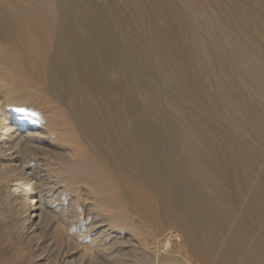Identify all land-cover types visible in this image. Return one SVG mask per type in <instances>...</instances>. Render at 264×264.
<instances>
[{
	"label": "bare ground",
	"instance_id": "obj_1",
	"mask_svg": "<svg viewBox=\"0 0 264 264\" xmlns=\"http://www.w3.org/2000/svg\"><path fill=\"white\" fill-rule=\"evenodd\" d=\"M58 1L0 0V183L19 240L44 244L43 264H264V0H180L189 21L174 0H121L146 41L114 0Z\"/></svg>",
	"mask_w": 264,
	"mask_h": 264
},
{
	"label": "rangeland",
	"instance_id": "obj_2",
	"mask_svg": "<svg viewBox=\"0 0 264 264\" xmlns=\"http://www.w3.org/2000/svg\"><path fill=\"white\" fill-rule=\"evenodd\" d=\"M67 1L68 0H59L58 2H59V4L64 5L67 3ZM85 1L88 2L89 5L94 7L96 9V11H98L100 14L101 13L104 14V10H103L104 5H105L104 0H85ZM114 1L118 5V7L121 9V12L123 13L124 17L127 19L128 25H130V27H131L132 35L134 37L142 39L143 41H146V39H147L146 31H144L141 28L134 25L133 15L135 12L132 14L131 3L128 2L126 4L125 2H123L121 0H114ZM174 1L179 6L181 11L184 13L186 20L189 21L191 19V16L189 14V11H187L186 6L183 4V2L181 3L182 0L181 1L180 0H174ZM19 4L24 8L25 7L27 8V6H28L24 2H21ZM105 20H106L107 28L114 34V27H113L111 20H109L108 18H105ZM115 37L117 39V44H118L119 50H121L122 52H125V49H124L123 45L119 42L118 37L116 35H115ZM240 42H243V39L240 38ZM56 43L58 44V46L61 50L64 49L63 39L58 35L56 36ZM152 55H154V54L152 53ZM145 72L147 75L153 77L154 80H156V81L160 80V73L159 72H157V71L156 72L145 71ZM211 91H214V90H211ZM237 91L238 90H235V92H237ZM139 101H140V99L138 97H136L135 102H136L137 111H139L138 108L139 109L141 108L140 107L141 101L140 102ZM252 101H253V99H251V97L248 94L243 92V90L240 86V106L241 105L242 106H249V107L254 106V104H256V103H254ZM138 103H139V105H138ZM175 104L179 105L180 107H185V105H186V103L180 98L175 99ZM160 110L162 113V120H164V118L167 119L168 116H170L167 109H166V106L164 104L160 105ZM134 120H130L127 122V125L130 129H133V127L135 126V123L137 122L136 120H135L136 122ZM132 121L135 123L133 124ZM255 122H256V125H257L259 130L264 128V118L263 117L256 118ZM157 130H158V135L160 138L159 139L160 140L159 141V143H160L159 144V151L161 152L164 149V143L166 142V140H164V138H166V136H167V131L163 126L158 127ZM242 139L243 138H241V140ZM162 141H164V142H162ZM242 141H243L242 143L240 142V151L247 152L248 149L253 150V149H251L253 147H252V145H250L249 142H247L246 140H242ZM248 143H249V145H247ZM212 144L218 145L219 142H216V141L213 142L212 141ZM161 148H162V150H161ZM164 165H165V162L162 161V164H160V166H164ZM259 173H261L264 177V165L262 166V169L259 171ZM3 191H4L3 187L0 183V264H43L44 261H39L40 257H41L40 254L45 253V256H47V255L50 256L49 255L50 250L48 251V248H46V246L44 244H42L40 246L39 250H36L35 244L28 245V244L24 243L23 241L19 240L17 233L15 232V229H13L14 224H13L12 218L10 216V208L8 207L7 202L5 201L6 200L5 199V192H3ZM166 229L167 228L165 227L163 230V232L165 231L164 234L167 231ZM48 231H49V233H51L50 230H48ZM47 234L45 235L46 239H47L46 243L49 241L48 244H51L53 247L54 243L51 242L52 240L49 237V234L48 235ZM72 235H73L72 231L68 233V237H70V236L72 237ZM73 239L75 241H77V240H80V237L78 238L76 236H73ZM71 241H73V240L71 239ZM22 242H23V245H22ZM8 245H9V247H8ZM43 245H44V247H43ZM6 248H7V250H6ZM32 249H34V250H32ZM40 249H41V251H40ZM12 253H13V255H12ZM25 253H27V254H25ZM9 254H11V255H9ZM138 254H139V256L144 255V253L141 254V252ZM129 255H130V257H133V258L135 257V254H133L132 252H130ZM136 255H137V253H136ZM56 264H60V263L56 262Z\"/></svg>",
	"mask_w": 264,
	"mask_h": 264
}]
</instances>
